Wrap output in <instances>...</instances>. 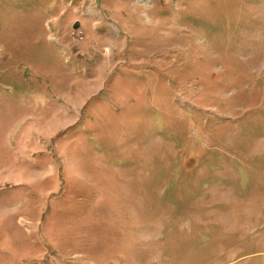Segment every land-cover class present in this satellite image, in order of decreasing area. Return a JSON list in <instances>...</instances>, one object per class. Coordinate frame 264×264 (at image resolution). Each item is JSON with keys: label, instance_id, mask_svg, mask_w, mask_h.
Returning a JSON list of instances; mask_svg holds the SVG:
<instances>
[{"label": "rangeland", "instance_id": "374dc122", "mask_svg": "<svg viewBox=\"0 0 264 264\" xmlns=\"http://www.w3.org/2000/svg\"><path fill=\"white\" fill-rule=\"evenodd\" d=\"M0 264H264V0H0Z\"/></svg>", "mask_w": 264, "mask_h": 264}, {"label": "water", "instance_id": "95a60500", "mask_svg": "<svg viewBox=\"0 0 264 264\" xmlns=\"http://www.w3.org/2000/svg\"><path fill=\"white\" fill-rule=\"evenodd\" d=\"M78 27H79V22H76L74 28H78Z\"/></svg>", "mask_w": 264, "mask_h": 264}]
</instances>
